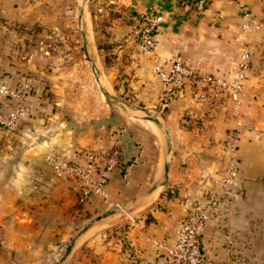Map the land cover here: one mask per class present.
Returning a JSON list of instances; mask_svg holds the SVG:
<instances>
[{"label": "crops", "instance_id": "obj_1", "mask_svg": "<svg viewBox=\"0 0 264 264\" xmlns=\"http://www.w3.org/2000/svg\"><path fill=\"white\" fill-rule=\"evenodd\" d=\"M183 1L96 3L115 54L111 68L96 47L92 0H0V79L25 89L28 110L11 129L0 126V264H155L185 213L180 194L199 199L205 189L218 202L200 235L199 264H264V0H209L202 13ZM240 7L254 20L248 31L241 30ZM139 12L163 14L156 46L144 54L133 40L116 49ZM78 35L86 67L73 58ZM243 47L250 63L237 117L225 93L189 85L167 92L151 70L179 57L227 76ZM96 67L99 79L115 78L120 67L125 85L111 82V89L135 106L108 103L103 80L99 97ZM83 83L95 93L91 107L82 97L70 106L55 96ZM11 107L0 97V116ZM236 119L237 175L223 194L222 144ZM114 139L119 158L105 201L54 177L45 159L48 153L69 159Z\"/></svg>", "mask_w": 264, "mask_h": 264}, {"label": "built area", "instance_id": "obj_2", "mask_svg": "<svg viewBox=\"0 0 264 264\" xmlns=\"http://www.w3.org/2000/svg\"><path fill=\"white\" fill-rule=\"evenodd\" d=\"M190 1L193 10L197 13H202L209 3V0H184L181 3L182 7L186 8ZM93 2L101 7L115 5V0H93ZM240 18L241 30L248 31L254 21L251 13L240 7ZM162 19V13H137L135 24L117 42L115 48H121L123 44L135 40L142 53L146 54L152 51L157 44L156 30ZM259 20L264 21V11ZM249 63L250 51L247 47H243L237 54L227 76L205 72L179 57L169 62H156L151 66V70L167 92L189 85L198 89L207 88L225 93L231 104V111L234 117H237ZM0 97L12 101L11 109L4 116H0V126L3 129H11L17 121L25 119L28 115L25 106L26 91L24 88H11L0 79ZM239 131L240 122L236 119L235 126L227 132V137L222 144L224 158L222 177L219 180V193H230L237 175L236 141ZM118 158L119 149L115 139L102 149L76 150L69 159L53 153H48L45 157L54 177H64L75 182L83 197L94 195L101 197L104 201L107 200L104 188ZM217 202L218 194L211 189L202 191L199 199L193 198L188 192H182L180 204L185 213L178 222L172 243L169 246L161 243L163 251L155 264H199L201 258L200 235Z\"/></svg>", "mask_w": 264, "mask_h": 264}, {"label": "rangeland", "instance_id": "obj_3", "mask_svg": "<svg viewBox=\"0 0 264 264\" xmlns=\"http://www.w3.org/2000/svg\"><path fill=\"white\" fill-rule=\"evenodd\" d=\"M90 8L92 9V12H93V22H94V27H96L97 29H100L101 30V26H103V21L98 17V12L95 10V8L97 9V5H96V2H91L90 3ZM103 33V32H102ZM100 36V35H98ZM78 38H79V41H78V44L77 46L75 47L74 45V49H73V53H76L77 55H73V58L76 59L79 58L82 60L81 62H83V65L84 67L87 66V63H86V59L82 56V54H85V49H84V45L82 44V39H81V35H78ZM69 50H71L70 48H67V51L69 52ZM107 58V61H108V66L112 68V65L110 64L111 61L113 62V60L115 59V54L113 53V55L111 53L107 54L106 56ZM69 65V68H71V63L70 61H68V63H66ZM110 68V70H111ZM114 68V67H113ZM81 69H83V67L79 66L78 70L81 71ZM98 67H96L95 69V77L94 79H92V85H93V88H94V91L97 95H99V97H101V93L99 91V87L98 85H100L102 83V80L106 82V84H108V87H109V94H106L105 95V98H106V101L108 103H111L112 105H120V104H132V106L134 105V103H132V100L130 99L129 101L127 100V96H123V94L121 93H118V92H113L112 89H111V82H112V86L114 87H121L123 88L124 85H125V82L122 81V79L119 77V69L120 67L116 68L118 69L117 72H116V76L115 78L113 77H109L108 75H105V76H102L101 79H99L97 77V73H98ZM109 70V71H110ZM100 75H101V72H100ZM91 77V76H90ZM92 78V77H91ZM111 79L113 81H111ZM71 80L68 82L70 84ZM80 82V81H78ZM77 82V84H78ZM74 85L76 84V80L74 79L73 81ZM71 85H73L71 83ZM84 86H86L85 83L82 84V86H80L79 88H75V93H74V90L72 89H69V85L68 87H66V90L68 89V92L67 93H62V94H56L55 96L58 98V99H61L63 102H69L70 106H74L76 104V102L78 101V98L79 97H82L83 98V103H85L87 106L91 107L92 104H96V96H95V93H92L91 91H86ZM72 87V86H71ZM82 89V90H80ZM73 94H72V93ZM46 96H49L47 97L48 99H50V96L51 95H48L46 94ZM76 97H77V101H76ZM80 99V98H79ZM135 106V105H134ZM148 116V115H147ZM66 117V116H65Z\"/></svg>", "mask_w": 264, "mask_h": 264}, {"label": "trees", "instance_id": "obj_4", "mask_svg": "<svg viewBox=\"0 0 264 264\" xmlns=\"http://www.w3.org/2000/svg\"><path fill=\"white\" fill-rule=\"evenodd\" d=\"M91 15L92 16L94 15L92 12V9H91ZM98 35H100V36H98ZM94 36H95L96 47L98 50H100V54H102V56H103L104 67H105L108 65V61H107L106 56H107V54H109L111 52L112 44L108 43L106 37L102 33V29L100 30V29H97L96 27H94ZM186 120H187V118H186ZM186 122H188V121H186ZM185 126H188V125H185ZM176 190H177V188L175 189V191Z\"/></svg>", "mask_w": 264, "mask_h": 264}, {"label": "water", "instance_id": "obj_5", "mask_svg": "<svg viewBox=\"0 0 264 264\" xmlns=\"http://www.w3.org/2000/svg\"><path fill=\"white\" fill-rule=\"evenodd\" d=\"M144 118L151 119L149 116H146V115H144ZM110 213H112V212H109L108 214H110Z\"/></svg>", "mask_w": 264, "mask_h": 264}, {"label": "bare ground", "instance_id": "obj_6", "mask_svg": "<svg viewBox=\"0 0 264 264\" xmlns=\"http://www.w3.org/2000/svg\"><path fill=\"white\" fill-rule=\"evenodd\" d=\"M149 125L150 128L153 127L155 129V126L152 123H149Z\"/></svg>", "mask_w": 264, "mask_h": 264}]
</instances>
